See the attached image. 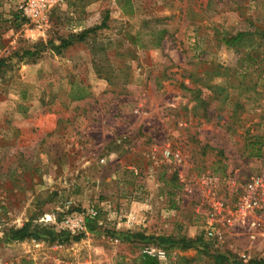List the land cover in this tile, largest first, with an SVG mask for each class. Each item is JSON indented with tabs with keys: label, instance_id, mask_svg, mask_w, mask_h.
Wrapping results in <instances>:
<instances>
[{
	"label": "rangeland",
	"instance_id": "374dc122",
	"mask_svg": "<svg viewBox=\"0 0 264 264\" xmlns=\"http://www.w3.org/2000/svg\"><path fill=\"white\" fill-rule=\"evenodd\" d=\"M262 168L264 0H0V260L215 264L194 183Z\"/></svg>",
	"mask_w": 264,
	"mask_h": 264
},
{
	"label": "built area",
	"instance_id": "2783aa9c",
	"mask_svg": "<svg viewBox=\"0 0 264 264\" xmlns=\"http://www.w3.org/2000/svg\"><path fill=\"white\" fill-rule=\"evenodd\" d=\"M40 11L39 4L29 1L25 12L36 16ZM194 189L199 197L196 213L201 219L200 237L212 254L233 257L241 264H264V168L240 182L203 174L195 181ZM95 215L92 210L86 214L88 218ZM42 220L54 224L53 217ZM85 222L82 215H75L66 217L58 228L76 235L85 230ZM6 232V226L0 225V242ZM236 244L242 247L238 250ZM144 255L165 257L163 252L152 250ZM0 264L9 263L0 260Z\"/></svg>",
	"mask_w": 264,
	"mask_h": 264
},
{
	"label": "trees",
	"instance_id": "16d2710c",
	"mask_svg": "<svg viewBox=\"0 0 264 264\" xmlns=\"http://www.w3.org/2000/svg\"><path fill=\"white\" fill-rule=\"evenodd\" d=\"M237 39H238L237 36L232 37L230 39H225L224 40L225 46L230 47ZM89 222H90L89 220L86 221L85 227L89 230H92L93 226H91ZM43 236H45V238L52 243V241L60 237V234L58 235L51 230H47L43 232ZM28 238L37 239L35 233H31L29 231L28 224L18 230H8L5 234V241L7 240L9 242H22ZM156 241L157 244L165 250H168L169 248L173 247L175 244H180L184 248L186 246L185 241L183 240L175 242L173 239L160 237L157 238ZM192 243L197 244L198 248H200V250H202L205 253L207 252L206 249H209L207 244L203 241L201 237H197ZM138 259L140 264H158L154 258L144 254H142ZM213 259L215 264H241L238 260H236L233 257H225L222 255L213 254ZM249 264H255V263L250 262Z\"/></svg>",
	"mask_w": 264,
	"mask_h": 264
}]
</instances>
